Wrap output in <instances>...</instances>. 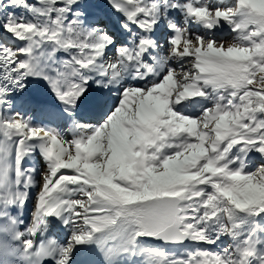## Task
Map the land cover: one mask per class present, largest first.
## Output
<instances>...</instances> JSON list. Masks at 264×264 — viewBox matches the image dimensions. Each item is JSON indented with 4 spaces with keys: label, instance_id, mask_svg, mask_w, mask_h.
Listing matches in <instances>:
<instances>
[{
    "label": "snow or ice",
    "instance_id": "snow-or-ice-1",
    "mask_svg": "<svg viewBox=\"0 0 264 264\" xmlns=\"http://www.w3.org/2000/svg\"><path fill=\"white\" fill-rule=\"evenodd\" d=\"M0 264H264V0H0Z\"/></svg>",
    "mask_w": 264,
    "mask_h": 264
},
{
    "label": "rangeland",
    "instance_id": "rangeland-1",
    "mask_svg": "<svg viewBox=\"0 0 264 264\" xmlns=\"http://www.w3.org/2000/svg\"><path fill=\"white\" fill-rule=\"evenodd\" d=\"M32 91H38V92H43V88L41 87L40 89H36V88H34V89H32ZM28 207H29V209H31V204H29L28 205ZM53 234V235H52ZM51 235L54 237V238H56V239H58L59 241H63V239H64V237H65V235H66V232L65 231H55V232H53V233H51Z\"/></svg>",
    "mask_w": 264,
    "mask_h": 264
},
{
    "label": "bare ground",
    "instance_id": "bare-ground-1",
    "mask_svg": "<svg viewBox=\"0 0 264 264\" xmlns=\"http://www.w3.org/2000/svg\"><path fill=\"white\" fill-rule=\"evenodd\" d=\"M34 89V88H33ZM38 92V91H37ZM36 91H33V93H37ZM40 93H43V92H40ZM42 98L45 99V100H50V97L47 96L46 93H43L42 95ZM54 103V102H53Z\"/></svg>",
    "mask_w": 264,
    "mask_h": 264
}]
</instances>
